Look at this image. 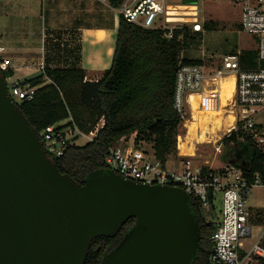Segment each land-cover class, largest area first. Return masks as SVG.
Instances as JSON below:
<instances>
[{"label": "water", "instance_id": "1", "mask_svg": "<svg viewBox=\"0 0 264 264\" xmlns=\"http://www.w3.org/2000/svg\"><path fill=\"white\" fill-rule=\"evenodd\" d=\"M192 207L180 187L111 169L82 183L60 173L0 71V264H84L91 240L114 237L129 218L133 224L99 264H190L203 250Z\"/></svg>", "mask_w": 264, "mask_h": 264}, {"label": "trees", "instance_id": "2", "mask_svg": "<svg viewBox=\"0 0 264 264\" xmlns=\"http://www.w3.org/2000/svg\"><path fill=\"white\" fill-rule=\"evenodd\" d=\"M118 8L122 0H107ZM189 32L187 25L174 30L166 38L160 28H143L119 16L110 65L96 81L85 80V71L77 67H44L43 71L25 77L23 83L35 87L30 100L16 102L30 124L42 131L51 124L72 122L84 132L91 131L102 119L103 126L83 145L68 146L54 162L60 173L68 174L77 183L92 171L105 169L104 157L109 147L129 134L134 143L148 142L153 155L165 163L176 153V137L181 135L182 122L174 108L176 70L179 64L202 65V60L181 58L180 35ZM4 78L13 75L11 68L1 70ZM71 119V120H69ZM261 125L258 129H261ZM264 128V126H263ZM220 156L226 164L242 170L250 179L259 174L264 181V148L240 128L221 139ZM198 214L200 247L190 264H205L211 249L213 224L202 222L201 208L193 202ZM256 222L264 223V208L254 211ZM129 218L114 237L98 236L91 240L84 264H99L123 233L133 224ZM254 264H264V258Z\"/></svg>", "mask_w": 264, "mask_h": 264}, {"label": "built area", "instance_id": "3", "mask_svg": "<svg viewBox=\"0 0 264 264\" xmlns=\"http://www.w3.org/2000/svg\"><path fill=\"white\" fill-rule=\"evenodd\" d=\"M227 1L238 8L239 24L255 37L257 58L264 61V0ZM117 11L127 22L143 28H160L166 38H171L174 30L183 25L189 26L191 33L204 30L197 18L196 4H183L182 0L171 6L169 0H122ZM8 66L9 62L0 58V71ZM38 69L43 71L42 62ZM227 75L233 77L232 96L225 105L229 106V113L235 120L233 130L237 129L239 122L240 128L251 134L255 143L264 146V128L258 129L256 123L258 113L264 109V66L243 68L239 64L238 53L224 55L222 65L211 75H205L201 65H178L173 103L182 125L185 126L191 117L188 102L191 94L198 96L200 110L217 109L222 79ZM23 79L14 74L5 78L8 93L15 103L30 100L34 93L35 87L23 83ZM65 122L48 125L38 132L46 153L53 158L60 157L68 146L77 145L80 137L91 140L103 126L101 119L91 131L84 132L73 122L71 126L64 127ZM125 137L109 147L104 157L105 169L135 182L180 187L200 208L211 207L220 197V218L213 223L211 252L207 254L205 264H254L264 258V223L256 222L254 210L248 203L252 188L264 184L259 174L249 179L233 165L214 168L206 166V163L194 164L190 159L183 160L179 169L170 168L166 162L156 159L153 151L150 153L134 142L126 143ZM176 138L178 147L179 135ZM214 149L217 154L221 152L220 140L214 144ZM254 227L256 233H253Z\"/></svg>", "mask_w": 264, "mask_h": 264}, {"label": "crops", "instance_id": "4", "mask_svg": "<svg viewBox=\"0 0 264 264\" xmlns=\"http://www.w3.org/2000/svg\"><path fill=\"white\" fill-rule=\"evenodd\" d=\"M118 20L117 8L111 7L107 0H0V53L11 57L13 74L22 78L41 72L38 64L42 62L44 67L81 68L85 71V80L96 81L110 65ZM202 25L205 31L214 26V22L209 21ZM188 33H191L190 29ZM256 49L257 45L253 49L255 58L250 61H255ZM181 58L202 60L201 66L205 75H211L204 69L206 62L202 58ZM243 59L247 63L248 58ZM239 64L243 68H255L244 66L241 60ZM226 77L232 76L227 75L224 78ZM217 109L222 110L223 117L231 114L229 106H221L219 103ZM256 123L264 126V122L258 117ZM234 126L235 120L232 126L225 127L221 124L212 133L210 125H206L205 136H217L215 144L228 135ZM200 132L197 128L196 136L188 140L182 150L177 147L178 151L166 161L167 166L179 169L183 160L190 159L194 164L206 163V166L218 167L215 162L219 153L214 154L212 161L206 158L199 160L196 157ZM180 136L185 137L186 133ZM125 138L126 143L131 144L135 135L129 134ZM142 143L145 142L139 141L137 144L143 147ZM146 150L151 153V144L149 150ZM260 207L262 205L258 206Z\"/></svg>", "mask_w": 264, "mask_h": 264}, {"label": "rangeland", "instance_id": "5", "mask_svg": "<svg viewBox=\"0 0 264 264\" xmlns=\"http://www.w3.org/2000/svg\"><path fill=\"white\" fill-rule=\"evenodd\" d=\"M180 0H169L170 6L172 3H179ZM197 18L204 24L209 21L214 22L209 30L199 32L196 34L183 33L180 35V41L182 44L181 56L184 58H202L206 62V72L212 73L214 68H219L222 65V57L227 54H237L238 59L241 60L242 64L246 67H263L264 61L258 60L256 57L255 61L254 50L256 46L255 37L244 31L238 22V9L227 0H198L197 4ZM191 17H188V19ZM178 25H182L178 23ZM2 29V24H0ZM1 31V30H0ZM243 54V56H242ZM8 56V57H7ZM257 56V54H256ZM1 59H6L9 62L8 66L11 68L12 59L9 55L0 53ZM243 58H248L247 63ZM193 96V95H192ZM191 95L189 96V98ZM198 102V100H197ZM192 110V107H191ZM222 112V111H221ZM192 115V111H191ZM232 115V114H231ZM257 117L259 120L264 122V109L258 113ZM206 118V117H205ZM205 118H202V125ZM234 119V117H233ZM195 122V121H194ZM225 123V122H224ZM214 124V123H212ZM217 124V122H216ZM198 131H201V137L197 138L199 144H197V158L204 160L205 158L209 161L214 160V141L217 136L207 135L205 136L206 127H198ZM182 134L186 133L185 137H179L178 148L182 150L186 142L196 136L192 134V130L189 129L186 132V126H182ZM181 134V135H182ZM222 137V136H221ZM211 139V140H210ZM88 138H78L76 141L77 145H83L87 142ZM177 140V138H176ZM216 143V142H215ZM145 149L149 150L150 143H142ZM264 148V146H262ZM176 151L177 147H176ZM216 158V166L221 167L225 164L222 157ZM221 165V166H219ZM214 167V166H213ZM215 168V167H214ZM264 183V181H263ZM248 203L251 208L255 211L259 205L264 208V184L258 185L252 188L251 193L248 197ZM261 208V207H260ZM221 202L220 197L213 202L211 207L201 208L202 214L206 218L207 222L215 223L220 218ZM257 229L253 228V233H256Z\"/></svg>", "mask_w": 264, "mask_h": 264}, {"label": "bare ground", "instance_id": "6", "mask_svg": "<svg viewBox=\"0 0 264 264\" xmlns=\"http://www.w3.org/2000/svg\"><path fill=\"white\" fill-rule=\"evenodd\" d=\"M179 9V8H177ZM175 15V14H173ZM176 17V16H172ZM225 79V78H223ZM233 91V78L232 77H226L225 81L221 84V88L219 90V103L221 106H224L228 103L232 96ZM193 95V96H192ZM198 96L196 94H191V97L189 98L188 102L190 104V108L192 107V115L190 118V121H187L186 127L187 130L191 129L192 134L195 135L197 132L198 126L205 127L206 125H210V129L212 133L215 131L214 128L219 129L221 124H223L225 127H230L233 124V116L231 114L226 115L225 117L222 116V110L220 109H209V110H200L198 108ZM206 117V118H205ZM205 118L204 123L202 125L201 119ZM224 119V121H223ZM195 121V122H194ZM217 122V124H216ZM225 122V123H224ZM214 123V124H212ZM230 130V129H229ZM228 130V131H229ZM209 131V130H208ZM202 132H200V137ZM211 140V139H210ZM193 153V152H192Z\"/></svg>", "mask_w": 264, "mask_h": 264}, {"label": "flooded vegetation", "instance_id": "7", "mask_svg": "<svg viewBox=\"0 0 264 264\" xmlns=\"http://www.w3.org/2000/svg\"><path fill=\"white\" fill-rule=\"evenodd\" d=\"M200 221L204 222L206 221V218L204 217V215L202 214V216L200 217ZM203 241V239H200ZM203 248H205L203 245H202Z\"/></svg>", "mask_w": 264, "mask_h": 264}]
</instances>
